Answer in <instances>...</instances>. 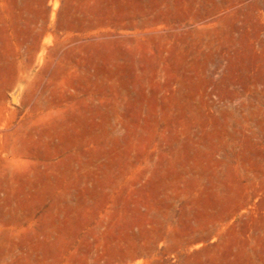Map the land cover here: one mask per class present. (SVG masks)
I'll return each instance as SVG.
<instances>
[{
	"label": "rangeland",
	"instance_id": "374dc122",
	"mask_svg": "<svg viewBox=\"0 0 264 264\" xmlns=\"http://www.w3.org/2000/svg\"><path fill=\"white\" fill-rule=\"evenodd\" d=\"M0 264H264V0H0Z\"/></svg>",
	"mask_w": 264,
	"mask_h": 264
},
{
	"label": "bare ground",
	"instance_id": "6f19581e",
	"mask_svg": "<svg viewBox=\"0 0 264 264\" xmlns=\"http://www.w3.org/2000/svg\"><path fill=\"white\" fill-rule=\"evenodd\" d=\"M15 93V92H14ZM17 96V95H16ZM14 97H12V99H13ZM17 100V99H16Z\"/></svg>",
	"mask_w": 264,
	"mask_h": 264
}]
</instances>
